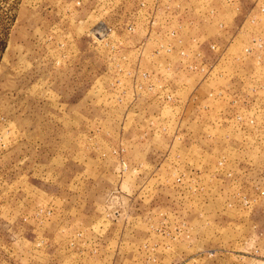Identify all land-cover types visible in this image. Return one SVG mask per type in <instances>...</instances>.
Returning a JSON list of instances; mask_svg holds the SVG:
<instances>
[{
    "label": "rangeland",
    "instance_id": "374dc122",
    "mask_svg": "<svg viewBox=\"0 0 264 264\" xmlns=\"http://www.w3.org/2000/svg\"><path fill=\"white\" fill-rule=\"evenodd\" d=\"M182 1L0 0V264H264V0Z\"/></svg>",
    "mask_w": 264,
    "mask_h": 264
},
{
    "label": "trees",
    "instance_id": "16d2710c",
    "mask_svg": "<svg viewBox=\"0 0 264 264\" xmlns=\"http://www.w3.org/2000/svg\"><path fill=\"white\" fill-rule=\"evenodd\" d=\"M5 47H6V42L4 40H1L0 41V53H2L5 50Z\"/></svg>",
    "mask_w": 264,
    "mask_h": 264
},
{
    "label": "crops",
    "instance_id": "0c3cea01",
    "mask_svg": "<svg viewBox=\"0 0 264 264\" xmlns=\"http://www.w3.org/2000/svg\"><path fill=\"white\" fill-rule=\"evenodd\" d=\"M184 1H185V0H184ZM184 1H182L183 4H184ZM190 3H191V2H190ZM186 4H187V3H186ZM186 4L183 5L184 7H182V11H181V13L184 12V11H186V9L189 10V6L186 5ZM177 7L179 8V6H177Z\"/></svg>",
    "mask_w": 264,
    "mask_h": 264
}]
</instances>
